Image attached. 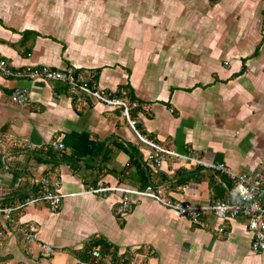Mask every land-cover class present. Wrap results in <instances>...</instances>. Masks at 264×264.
I'll return each instance as SVG.
<instances>
[{"label": "crops", "instance_id": "crops-1", "mask_svg": "<svg viewBox=\"0 0 264 264\" xmlns=\"http://www.w3.org/2000/svg\"><path fill=\"white\" fill-rule=\"evenodd\" d=\"M0 56L14 70L96 73L99 87L139 102L131 116L162 147L191 148L235 172L261 167L264 0H0ZM16 87L30 90V105L12 101ZM152 151L120 106L60 81L0 73V207L24 199L47 173L62 193L76 192L56 212L45 202L17 209L14 226L0 213V264H83L107 245L115 264H264L244 215L207 212L200 225L132 196L120 222V192L79 193L100 184L143 189L147 177L172 200L204 205L230 195L225 176L170 155L157 168ZM29 223L54 254L25 242L20 226Z\"/></svg>", "mask_w": 264, "mask_h": 264}, {"label": "built area", "instance_id": "built-area-1", "mask_svg": "<svg viewBox=\"0 0 264 264\" xmlns=\"http://www.w3.org/2000/svg\"><path fill=\"white\" fill-rule=\"evenodd\" d=\"M0 73L13 78H29L32 80L41 78L60 81L66 84L72 93L91 95L110 106H120L123 109V115L127 118L138 138L152 147L153 151L149 153L148 160L157 168L162 165L163 157L170 155L181 161L192 162L216 174H221L232 184L228 198L218 199L204 205L172 200L167 197L162 186L154 183H149L143 189L129 188L121 185L100 184L98 186H90L85 191L79 192L85 194H103L104 196L112 192H120L122 198L116 209L118 221L123 222L127 212L133 206L134 199H132V196L154 199L164 207L175 210L179 214L190 218L192 222L200 225H203L202 217L207 212H212L221 219L244 215L248 218V226L253 233L251 243L252 251L254 253L264 252V159L260 162L261 167L259 170L235 172L224 163L210 162L201 158L191 148L187 152H179L162 147L154 140L144 136L137 127L136 119L131 116V108L140 106L139 102L133 101L130 104L124 98L112 95L108 90L99 87L95 81L96 73L84 74L78 72L73 67L57 69L47 65H28L24 68L14 70L1 56ZM11 99L15 104L20 106L30 105V90L28 88L16 87L11 93ZM52 143L57 149L64 147V144L59 140L58 136H55ZM27 146L32 147V144L28 143ZM35 185L34 189L24 199L14 205L0 207V213L4 215L5 220L11 226H14V212L17 209L37 202H45L52 211L56 212L61 208L65 196L76 194V192L71 194L62 193L59 190L61 185L60 181H51L49 173L43 175ZM20 229L25 242L29 245L36 244L37 251L41 255L50 256L55 253V247L52 244L38 242L36 235L38 228L36 223L25 224L20 226ZM222 230L223 228H221ZM5 232L4 228H0V244L3 242ZM27 249L28 251L31 250L29 247ZM113 257L114 254H103L100 248H95L92 252V260L83 262V264H115Z\"/></svg>", "mask_w": 264, "mask_h": 264}, {"label": "trees", "instance_id": "trees-1", "mask_svg": "<svg viewBox=\"0 0 264 264\" xmlns=\"http://www.w3.org/2000/svg\"><path fill=\"white\" fill-rule=\"evenodd\" d=\"M131 101H134V99ZM149 183H150V181L147 179V177H145L144 181H143V186H144L143 188H145ZM228 196H229V194L228 195L226 194V196H222V198H219V199H225V198H228ZM100 250L103 254H114V256L116 255L115 252L113 250H111V247L109 245H107L104 248H100Z\"/></svg>", "mask_w": 264, "mask_h": 264}]
</instances>
